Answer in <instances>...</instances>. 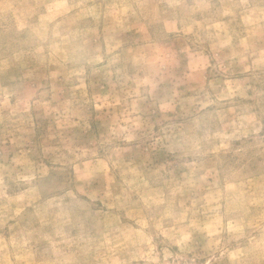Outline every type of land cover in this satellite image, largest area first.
Here are the masks:
<instances>
[{"label":"rangeland","instance_id":"374dc122","mask_svg":"<svg viewBox=\"0 0 264 264\" xmlns=\"http://www.w3.org/2000/svg\"><path fill=\"white\" fill-rule=\"evenodd\" d=\"M0 264H264V0H0Z\"/></svg>","mask_w":264,"mask_h":264}]
</instances>
